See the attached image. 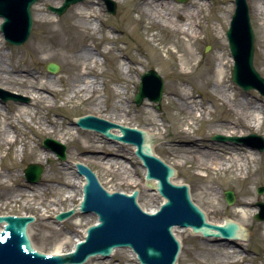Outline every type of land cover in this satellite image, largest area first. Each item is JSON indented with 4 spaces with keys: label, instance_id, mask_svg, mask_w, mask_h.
<instances>
[{
    "label": "rangeland",
    "instance_id": "1",
    "mask_svg": "<svg viewBox=\"0 0 264 264\" xmlns=\"http://www.w3.org/2000/svg\"><path fill=\"white\" fill-rule=\"evenodd\" d=\"M94 1L100 7L102 18L100 21L95 20L93 24L102 26L103 33L93 34L92 32H85L83 35L74 33H43V25L37 21V12L32 10V28L30 36L25 43L19 46H12L5 42L3 37L0 40V51L8 59L6 60L7 63L9 62L8 64L12 66L16 64L23 65V69L29 70L33 75H43L47 80L54 82L55 89L57 90V94L48 95V102L40 105L30 100L21 92L18 93L7 85L0 83L2 90L28 99L27 103L13 101L3 103L0 100V131L2 129H8L10 131L8 134L9 137L15 135L12 127L8 126L9 121L5 119V117H9L11 125L16 127L15 129L22 134V138H26L25 142L27 146L26 155H21L20 152H17L21 148V145H17L12 150H6V148L0 149V156L3 157L2 163H0V172L13 169L19 175L16 183L14 182L16 185L10 186L12 183H7L9 184L8 188H13L9 196L3 197L4 189L2 186L0 187V215L29 214L35 216L36 222L30 225L28 229V236L32 246L36 250L47 254H52L56 251L62 253L69 252L71 248H74L75 241L82 239L87 226L96 221V216L77 213L66 219V223L62 224L55 221L54 217L56 214L49 212L50 219L43 222L36 213V204L43 200L50 204L56 201L57 198L62 199L66 194L65 191H62L59 186L53 184L54 188H49L40 199H33L31 207L27 208L25 207V200L17 198V190L21 189L19 186L23 185L33 188L41 186L44 182V177L49 176L54 168H59L66 164L67 161L70 163L69 166H72V162L77 158L83 159V164L89 166L95 172L100 183L103 184L104 189L131 193L137 188L139 191L137 203L140 208L145 211L156 210L163 199L157 193L154 192L155 194H153L152 191L147 189L144 182V169L140 161L134 155L127 153L126 166L131 168L134 173L133 180L136 181V184L125 183L121 185L120 182H110L111 178L106 175L99 165L91 160H87L84 157L85 155L80 153L79 140L87 135V133L78 127L77 133L74 125L70 124V120H75V117H81L83 114H92L93 116H100V118L108 119V121H113L114 123H121L139 129H152L158 124L163 139L153 144V152L165 163L175 167L177 174L173 180L178 183H184L189 187L192 201L199 208L207 211L212 221L229 218L237 222H246L247 226H245L244 230L247 243L245 245H239L238 248L236 246L237 251L241 252L239 259L242 263L238 264H264V241L261 239L262 228L260 227L264 220L257 221L254 219V216L258 212L251 215L248 220L235 214L239 210L238 203L244 196H252L255 205L257 202H264V193H257L259 188H264V151L259 152L255 150L259 155L252 161L250 155L252 152L250 150L251 148L232 142L214 143L216 141L212 140V136L217 135L215 131L220 129L226 131V128L229 127L223 125L221 122L222 118L220 117L223 112H226L231 119L236 120L238 112L244 110L248 114L251 106L253 110H256L255 114H258L259 117L263 116L264 111L263 96L256 90L244 91L231 80L233 60L228 49L225 32L229 28V23L234 13V0H230L227 6L228 8L232 7V10L228 21L225 20V24H223L224 30L222 34L224 35V39H221L219 36L213 39L209 34L203 33L204 35L202 34L200 36L199 42L194 47V61L192 62V66L185 68V73L187 74H179L181 65L178 60L174 59L179 54H174L172 45L180 39L158 27H152L148 30L147 27L144 29L142 25L138 27L132 26L133 23L125 17L127 10L131 6V3L128 1L110 0L116 7L115 15H110L107 12L103 0ZM176 1L186 3L188 0ZM204 1L207 4L210 3L208 0ZM39 2L42 3V0H38L35 4ZM245 3L248 7L249 24L254 38L253 67L264 80V65H260L259 63V57H264V38H261L257 31L256 24L251 15L249 0H245ZM50 5V3L46 5L42 3L40 6L44 12L42 16L43 21L44 19H64L71 8L75 6L72 5L62 14L57 15L49 10ZM209 8L208 12H211V3ZM208 12L206 11L204 13L206 14ZM214 14L223 17L227 16V14H224V11L218 10ZM1 22L2 19H0ZM206 25L207 22L204 21L202 23V30L205 29ZM213 26L220 32L218 23L214 22ZM260 40L263 41L262 47L260 46ZM83 42H86L95 54V64L79 60L76 56V49ZM97 43L102 44L101 48H97L98 50L94 48ZM151 43L160 44V49H151ZM112 47L121 48L122 52L113 51L106 53L107 49ZM219 54L224 56L225 81L229 88L232 89L230 93L233 94V97L230 102L229 100L214 96L215 89L211 84L204 85L202 83L209 76L212 77V74L216 71L215 66ZM131 58L138 62L133 65V71L126 73L125 65L128 64ZM47 63L56 64L59 68L58 71L56 73L46 71L45 65ZM84 68H93L94 72H90L88 75L83 74L86 72ZM148 71L156 72L163 82L159 110L156 109L155 103L147 99L138 106L133 102L134 95L138 91L140 77ZM81 75L85 76L81 77ZM94 75L98 76L96 84L98 91L93 97L84 101L79 95H76L74 99L66 102L63 106L64 99L71 94L73 82L77 81L78 78H83V82L96 81ZM44 80L39 79V82ZM174 89L192 94L196 103L201 104L204 109H208L210 114H205L203 121L195 122L196 120L193 117H188L184 112L176 110L174 108L176 98L171 94ZM118 91L122 93L120 94ZM103 94L106 95V102L103 101ZM97 98L100 100L99 104L95 103ZM121 99L122 102L119 103ZM115 102L128 112V116H112V104ZM26 108H29L31 112L39 111V115L47 118L51 122L56 121V125L58 126H62L61 122H64L66 127L69 128V136L66 135L64 139H60L59 135L62 133L60 128H57L56 132H51V129L47 132H39L37 131L36 120H30L26 116H22L23 119L17 120L15 115ZM198 108L196 114L200 115L203 108L201 106H198ZM7 113L8 116L6 115ZM179 127L187 130L190 138L197 140L200 144H204L205 146L218 144L222 148L223 153L219 157H226V160L230 161L233 167L235 160L247 157L249 159L247 178L235 183L231 181V178L234 177L233 173L193 170L191 167L192 163L183 162L180 153L174 148L179 140V136L176 134ZM66 131L63 130V133ZM238 131L241 134L238 137H244L250 134L263 137L264 124L258 129L245 126ZM68 137H71L73 140H68ZM95 137L101 142L99 143L100 146L104 142L108 145V141L96 135ZM44 139H53L65 146L66 157L64 161L42 147V141ZM33 147L41 153H48L50 158L48 162L40 158L42 154L37 157L31 156ZM238 149L245 150V153L237 156L240 152L237 151L235 153V151ZM246 150L250 151V153ZM128 151L130 152L131 149L128 148ZM224 153H228L229 155H224ZM204 159L211 160L216 159V157L214 155H206ZM29 164H38L43 168L42 175L37 183H28L24 179L23 171ZM5 173L7 174V172ZM217 185L219 189H216ZM211 190L214 191L211 192ZM225 191H231L235 196V201L232 205H227L224 198ZM74 202L77 203V200L75 199ZM71 205V202H66L60 204L59 207L60 210L67 211ZM57 207L55 206V208ZM256 208L258 211L259 207L256 206ZM48 222H53L50 227H48ZM76 222L79 225H76ZM174 230L175 236L181 245L179 264H226L227 260L220 254L222 251L219 245H217L220 242L213 243V241L195 237L188 229L174 228ZM123 252L128 260H132L133 264L138 263L137 259H133L128 251L124 250ZM112 263L117 264L118 262L113 260ZM94 264H108V261L97 260Z\"/></svg>",
    "mask_w": 264,
    "mask_h": 264
},
{
    "label": "bare ground",
    "instance_id": "2",
    "mask_svg": "<svg viewBox=\"0 0 264 264\" xmlns=\"http://www.w3.org/2000/svg\"><path fill=\"white\" fill-rule=\"evenodd\" d=\"M121 1H128L131 3V6L127 10L125 17H127L128 21L133 23L132 26L134 25L135 27H138L142 25L144 29L145 27H147L148 30H150L152 27H158L180 39L179 41H176V43H173L172 45L174 49L173 51L174 54L177 55L179 54L176 58H174L178 60L181 65L179 74H187L185 73V68H190L192 66V62L194 61L193 59L194 50H195L194 47L196 43L199 42L200 36L203 33L209 34V36H212L213 39H216L217 36H219L221 39H224V35L222 34L224 30L223 24H225V20L228 21V18L231 16V10H232V7L230 8L227 7L228 4L230 3V0H208L211 3V12H208V10L210 9L209 8L210 3L207 4L204 0H188L186 3H179L176 0H121ZM1 2L3 5H7L5 1H1ZM35 3H33V5ZM42 3L43 5L50 3L51 4L50 7L58 8L64 3V0H42ZM42 3L39 2L34 6L32 5L33 7L31 6L32 9H30V11L33 10L37 12V21L42 23L43 33H49V34L74 33L78 35L79 34L83 35L85 32H92L93 34H95V33H103L104 31L102 29V26L93 24L95 20L100 21L102 18L100 14V7H98L99 5L97 4V2L95 3L94 0H83L78 5H75L76 3L71 4L70 6L72 5L75 6L71 8V10L64 19L61 18L44 19V21L42 19L44 12L43 9L40 8ZM249 4L251 9V15L256 24L257 31L260 34L261 38H264V0H249ZM234 5L236 9L235 0H234ZM235 9L232 17L235 14ZM217 10L224 11V14H227V16L223 17L221 15H215L214 13ZM206 11L208 13L205 14L204 12ZM247 12H248V7H247ZM204 21L207 22V25L205 26V29L202 30V23H204ZM214 22L218 23V25L220 26L219 28L220 32H218L217 28L213 26ZM229 28H231V26H229ZM2 37L3 36L1 34L0 40H2ZM101 45H102L101 43H97V45H95L96 47L94 48L98 50L97 48L98 47L101 48ZM150 45H151L150 48L153 50H158L161 47L160 44L151 43ZM260 46L261 47L263 46L262 40H260ZM221 50L223 49L221 48ZM113 51H118L121 53L122 49L112 47V48H108L106 53ZM76 56L78 57L79 60H83L85 62H92L93 64L96 63V56L93 53V51H91V49L88 47V44L86 42H83L82 44H80V47L79 46L77 47ZM6 60L8 59H6L4 57V53L0 51V83L2 85H7L9 88H11L12 90L18 93L21 92L30 100L40 105H44L45 102H48V95L57 94V90L55 89L54 86L55 84L53 81L47 80L43 75H38V76L33 75L29 70L23 69V65L16 64L12 66L11 64H8L9 62L7 63ZM223 60H224V56L222 54H219L215 66L216 71L212 74V77L209 76V78L204 80L202 83L204 85L211 84L212 87L215 89L213 93L214 96H218L220 98L229 100L230 102L233 97V94L230 93L232 89L229 88L228 84H226L225 81L226 75L224 72L225 65L223 64ZM137 62L138 61H135V59L131 58L128 61V64L125 65L126 73L133 71L134 70L133 65H135V63ZM259 63L260 65H264V57L261 56L259 57ZM84 70H86V72L83 74L86 75L90 74V72H94L93 68H84ZM82 76L85 75H81V77ZM94 76L96 81L83 82L82 81L84 80L83 78H78L77 81H74L73 86L71 87V94L67 96L66 99H64L63 106L65 105L66 102H70L72 99H74L76 95H79L80 98L84 101L91 99L93 95L98 91L96 85L98 76L96 75ZM39 79H45V80L39 82ZM0 91H1L0 100L3 103L6 101H13L20 103L28 102V101L24 102L19 99H8L7 97L5 100H3L2 99L3 95L5 97V95L11 93H8L2 90L1 88ZM2 92L5 94H2ZM119 93L121 94L122 92ZM171 94L176 98V104L174 105V108L178 111L184 112L188 117H193L194 120H196L195 122L203 121L205 119L204 115L210 114V111L208 109H204L201 104L196 103V100L194 99V96L192 94H188L179 89H174ZM102 97H103V101L106 102V95L103 94ZM121 102L122 99L119 100V103ZM95 103L99 104L100 100L97 98L95 100ZM112 105H113L112 106L113 117L128 116V112L125 109H122L117 102H115ZM198 106L199 107L201 106V108H203L200 115L196 114V111H198L199 109ZM255 112L256 110H253L251 106L248 114L244 110L238 112V115H236L237 117L236 120L231 119L226 112H223L220 117L222 118L221 122L223 125L229 127L226 128L227 129L226 131L220 129L215 131V133L217 135H221L224 137H233V136L238 137L239 135H241L238 130L243 129L245 126H250L254 129L260 128V126L264 124V111L262 117H259V115L255 114ZM39 114H40L39 111L31 112L29 108H26L23 109L20 113L16 114L15 116L17 117V120L23 119L22 116H26L30 120L35 119L37 124V131L39 132L40 131L47 132L50 131L49 129H51V132H56L57 128H60V131H62V133L59 135L60 139H64L66 135L69 136V132H68L69 128L66 127L64 122H61L62 126H58L56 125L57 123L56 121L51 122L47 118H43ZM6 115L8 116V113ZM5 119L6 121H9L8 126L12 127L15 135L9 137L8 134L10 133V131L8 129H2L0 131V149L6 148V150H12L17 145H21V148L18 149L17 152H20L21 155H26L27 152V146L25 142L26 138H22L21 136L22 134H20L19 131L15 129L16 127L11 125L9 117H5ZM109 122L114 123L113 121H109ZM114 124H121V123H114ZM74 127L76 129V132L78 133V128L76 127V125H74ZM124 127H129V126L124 125ZM63 130H67V131L63 133ZM141 130H143L147 134H150V137L153 139L151 148L153 147L154 143L159 142L163 139L162 133L159 131L158 124H156L155 127L152 129L146 128ZM93 131L94 130L84 131L87 133V135L83 136V138L79 140V144H80L79 147L81 149L80 153L82 155H85L84 157H86L87 160H91L92 162L99 165L102 168V170L106 173V175H108V177L111 178L110 182H120L121 185L125 183H130L133 185L136 184V181L133 180L134 173L132 172L131 168L126 166L127 158H128L127 153L135 156V146H132L126 142H121L119 140L118 142L117 140H108V138L105 135H100L99 132L97 131L93 132ZM176 134L179 136V140L177 141L178 144H176L174 148L178 150V153H180V157L183 160V162L189 164L192 163L191 167L193 170H200L204 172L214 171L215 173H219V172L229 173V174L233 173L234 177L231 178V181L235 183H238L241 180H245L247 178L246 174L249 171L248 169L249 159L247 157L243 159L235 160L233 167L230 161L226 160V157L225 158L219 157V155L223 153H222V148H220L218 144H210L206 146L204 144H200L197 140L191 139L189 132L185 129H182L181 127L177 129ZM95 135L101 137V139L103 140L108 141V145L105 144L106 142H104V144L100 146L99 143L101 142L98 139H96ZM214 136L215 135L212 136V140H214L213 139ZM59 138L58 140H60ZM68 140H73V139L71 137H68ZM43 141H42V147H43ZM214 141H216L214 143H219V141L217 140ZM128 148L131 149L130 152L128 151ZM250 150L252 151L250 155L253 161L254 159H256V157L259 154L253 149ZM237 151L240 152L239 154H237V156H239L241 153H245V150L238 149L235 151V153ZM247 152L250 153V151ZM41 154L42 156L40 158L48 162V160L50 159L48 153H44V152L41 153L38 150L34 149V147L32 148L31 156L37 157ZM206 155L207 156L214 155L216 159L206 160L204 159ZM224 155H229V154L224 153ZM65 157H66V153H65ZM2 160L3 157L0 156V163H2ZM83 161H84L83 159L77 158L75 161L72 162L73 164L71 163L72 166H69L70 163H68L67 161L66 164L60 166L59 168H54L49 176L44 177V182L39 187L33 188L30 186L27 187L26 185L19 186V188L21 189L17 190V198L24 199L25 207L29 208L31 207L33 199L35 198L40 199V197H43L45 195L46 191L49 188H54L53 184H56V186H59L62 189V191H65L66 194L64 195V197H62V199L57 198L56 201H53L50 204L46 203L44 200L36 204V208H35L36 213L37 215L40 216L41 221L46 222V220L50 219L49 212H53L54 214H56L54 219H57L58 214L62 212H66L65 210L63 211L60 210L59 205L66 202L72 203L68 211L73 210V214L74 215L77 214V210L79 209L78 204H81L84 199V192L82 188L84 187L86 180H85V176L78 174L77 172L78 169L76 168V165L83 164ZM29 165H37V164H29ZM29 165H27V167ZM83 165L84 167H88L91 170V172L96 176L98 182L100 183L95 172L89 166L85 164ZM40 167L42 168V166ZM171 167L174 169V173L176 176L177 171L175 167L173 166ZM144 171L145 169L143 170V174H145ZM5 172H7V174ZM18 176L19 175L16 172V170L13 169L6 171L4 170L3 172H0V187L2 186L4 189V193L2 194L3 197L9 196L11 193V189H13V188H8L9 184L7 183L11 182L12 184L10 186L16 185L14 184V182L16 183V181L18 180L17 179ZM24 179L28 183H32L29 182L25 177ZM173 179L174 178L171 179L172 183L180 184L178 182H175ZM152 184H155V182H147L146 186L148 190L152 191L153 194H155L156 191L153 189L154 187H152ZM100 185L103 186L102 183H100ZM216 189H219L218 185ZM212 191L214 190H211V192ZM117 193L129 194L125 192H117ZM75 199L77 200V203L74 202ZM254 203L255 201L252 198V196L247 195L242 197L238 203L239 210H237L235 214L245 220H248V218L251 215H254L258 212L256 205H258L259 203L264 204V202H257L256 205ZM55 206L58 207L55 208ZM157 210L158 208L156 210H149L146 212H155ZM201 210L205 215L206 222L211 221L212 224H220L221 226H223L225 225L227 219L229 221H233L232 219L229 218L212 221L209 218L208 212L203 209ZM90 214L95 215L94 213H89L87 215ZM24 216H30V215L24 214ZM31 216L34 218V221L28 225L27 235L30 225L36 222V217L33 215ZM66 221L67 220L57 221V222L64 224L66 223ZM235 222L240 228L239 231L242 235V239H233L234 240L233 245H230L229 242H226V240H219L220 243L217 244L219 245V248L222 251L220 254L223 257H225V259L227 260L226 264L242 263L240 262L239 259V255L241 252L237 251V248L239 245H245L247 243V240L245 239V230H244L245 226H247L246 222H237V221ZM52 223L53 222H48L49 224L48 227H50ZM96 223L97 220L93 223V225ZM75 224L79 225L78 222H76ZM260 227L262 228L261 239L264 241V222L261 223ZM179 229H186V228H179ZM181 231H186V230H181ZM83 234L84 235L82 239L76 240L74 245H76L77 242L82 241L84 239V237L86 236V229ZM193 235L195 237L204 238L207 241H213L212 237H202L199 234H193ZM124 250L128 251L133 259H137L136 255L131 250L126 248H116L112 251L111 255L108 258L95 256L92 257V259L87 260L84 264H94V262H96L97 260L108 261V264H113L112 263L113 260L117 261L118 262L117 264H133L132 260H128L126 258L125 253L123 252ZM70 251H72V248ZM52 254L58 255V254H66V253L56 251ZM175 264H179V256Z\"/></svg>",
    "mask_w": 264,
    "mask_h": 264
},
{
    "label": "water",
    "instance_id": "3",
    "mask_svg": "<svg viewBox=\"0 0 264 264\" xmlns=\"http://www.w3.org/2000/svg\"><path fill=\"white\" fill-rule=\"evenodd\" d=\"M5 1L7 5H3ZM38 0H0V31L4 39L15 46L27 41L32 27L31 6ZM82 0H64L58 8L49 7L57 15L62 14L68 6ZM107 12L114 15L116 7L110 0H104ZM236 9L230 26L226 32V39L231 57L234 61L232 81L244 91L255 89L264 97V80L253 67V33L249 24L245 0H235ZM9 5V6H8ZM45 69L50 73L58 71L57 65L48 63ZM163 82L154 71L141 75L138 91L134 103L140 105L144 99L156 104L159 110L162 99ZM1 92V91H0ZM2 94H5L2 92ZM19 99L13 94L3 95L2 99ZM88 115V116H86ZM75 117L70 120L71 125L82 129L94 130L105 135L108 140H118L135 146V156L141 161L146 170L147 182L155 181V191L164 202L155 212H145L137 204V188L129 194L106 191L98 182L96 176L88 167L77 164L78 174L85 176L82 188L84 199L79 205L83 214L94 213L97 223L86 228V236L76 243L74 251L66 254H44L36 251L28 238L27 227L34 221L30 216H0V264H83L89 258L101 256L108 258L116 248H128L138 258L139 264H175L180 251V243L172 233L174 227L190 228L193 233L203 237H212L213 243L226 240L233 245V239H242L240 228L235 221L228 219L225 225L206 222L204 213L191 201L189 189L171 182L174 169L158 158L151 148L153 139L150 134L141 129L124 127L114 124L100 116ZM77 120V121H76ZM76 121V122H75ZM219 142L242 143L260 152L264 151V138L256 134L245 137H224L215 135ZM43 147L56 154L61 160L65 159V147L51 139H44ZM43 169L38 165H29L24 170V177L36 183ZM145 184L147 185V182ZM258 193H264V188ZM228 205L234 201L231 192H225ZM261 213L256 220H264V204L259 203ZM78 214L79 211L77 210ZM71 213L61 214L62 219ZM23 215V214H21ZM234 222V223H233ZM92 224V223H91Z\"/></svg>",
    "mask_w": 264,
    "mask_h": 264
}]
</instances>
